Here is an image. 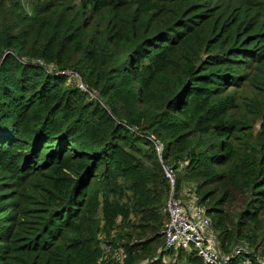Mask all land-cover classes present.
Returning <instances> with one entry per match:
<instances>
[{
	"label": "trees",
	"instance_id": "1",
	"mask_svg": "<svg viewBox=\"0 0 264 264\" xmlns=\"http://www.w3.org/2000/svg\"><path fill=\"white\" fill-rule=\"evenodd\" d=\"M163 165L264 264V0H0V264H164Z\"/></svg>",
	"mask_w": 264,
	"mask_h": 264
},
{
	"label": "built area",
	"instance_id": "2",
	"mask_svg": "<svg viewBox=\"0 0 264 264\" xmlns=\"http://www.w3.org/2000/svg\"><path fill=\"white\" fill-rule=\"evenodd\" d=\"M70 74H72V78L78 79L77 83L81 90L91 93L79 75L75 73ZM154 142L161 156L163 146L157 140H154ZM163 168L166 178L170 182L171 192L166 204L168 221L163 231L164 246L158 252L157 259H161L164 264H171L172 261L169 253L184 250L188 253H197L205 264H227L236 257L246 253L244 246H237L231 256L224 254L221 242L213 231L212 221L207 216L206 211L198 208L195 205V201L190 200L188 202L182 196H179L176 191V173L174 168L167 165H163ZM183 195L190 198V190L187 189L186 194ZM106 254H110L113 259L120 262L127 258L126 252L122 249L114 252L112 248H107ZM236 264L251 263L243 260V263L237 262Z\"/></svg>",
	"mask_w": 264,
	"mask_h": 264
},
{
	"label": "rangeland",
	"instance_id": "3",
	"mask_svg": "<svg viewBox=\"0 0 264 264\" xmlns=\"http://www.w3.org/2000/svg\"><path fill=\"white\" fill-rule=\"evenodd\" d=\"M183 194H186V189L182 192ZM236 208H237V206H236ZM238 211V210H237ZM235 215V211L233 210V216ZM104 237L102 236V239H103ZM239 246H243V245H239ZM104 248H105V250L107 249V246L104 244ZM109 248V247H108ZM244 248L246 249V253L247 254H251V253H253L254 252V249H249L247 246H244ZM249 250V251H248ZM115 261V260H114ZM115 262H117L118 264H122L123 262H120V261H115ZM104 264H107V262L106 263H104Z\"/></svg>",
	"mask_w": 264,
	"mask_h": 264
}]
</instances>
